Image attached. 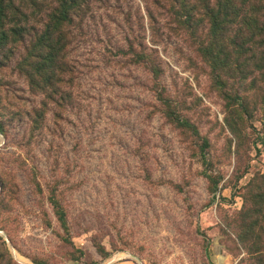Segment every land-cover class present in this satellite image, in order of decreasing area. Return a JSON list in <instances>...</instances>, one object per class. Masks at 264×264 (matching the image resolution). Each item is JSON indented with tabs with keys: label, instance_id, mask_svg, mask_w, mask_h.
Segmentation results:
<instances>
[{
	"label": "rangeland",
	"instance_id": "1",
	"mask_svg": "<svg viewBox=\"0 0 264 264\" xmlns=\"http://www.w3.org/2000/svg\"><path fill=\"white\" fill-rule=\"evenodd\" d=\"M139 38L157 82L117 51ZM191 40L152 0H93L57 105L26 115L41 97L2 72L1 258L264 264V83H220Z\"/></svg>",
	"mask_w": 264,
	"mask_h": 264
},
{
	"label": "trees",
	"instance_id": "2",
	"mask_svg": "<svg viewBox=\"0 0 264 264\" xmlns=\"http://www.w3.org/2000/svg\"><path fill=\"white\" fill-rule=\"evenodd\" d=\"M92 2L0 0V75L9 71L22 78L32 95L41 97L26 115H42L49 104L57 105V98L64 97L58 90L69 66L74 69L71 34ZM152 4L163 9L172 26L189 34L194 52L220 83L233 80L241 85L248 79L254 86L264 83V0H152ZM147 13L154 23V15ZM151 50L141 38L117 49L153 83L159 79V63ZM0 134L4 135L1 124ZM0 264L16 263L0 257Z\"/></svg>",
	"mask_w": 264,
	"mask_h": 264
},
{
	"label": "crops",
	"instance_id": "3",
	"mask_svg": "<svg viewBox=\"0 0 264 264\" xmlns=\"http://www.w3.org/2000/svg\"><path fill=\"white\" fill-rule=\"evenodd\" d=\"M121 264H132V263H130L128 261L126 263L124 262V263H121ZM211 264H226V263H225V259L223 257L216 256V257H212Z\"/></svg>",
	"mask_w": 264,
	"mask_h": 264
}]
</instances>
